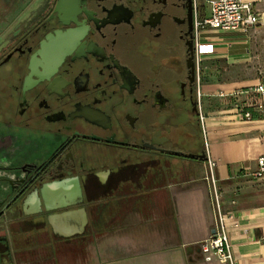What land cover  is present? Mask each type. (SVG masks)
<instances>
[{
    "label": "flooded vegetation",
    "instance_id": "flooded-vegetation-1",
    "mask_svg": "<svg viewBox=\"0 0 264 264\" xmlns=\"http://www.w3.org/2000/svg\"><path fill=\"white\" fill-rule=\"evenodd\" d=\"M206 13L204 0H30L1 13L0 264L17 232L63 242L47 206L156 185L165 158L208 162L194 58Z\"/></svg>",
    "mask_w": 264,
    "mask_h": 264
},
{
    "label": "crops",
    "instance_id": "crops-1",
    "mask_svg": "<svg viewBox=\"0 0 264 264\" xmlns=\"http://www.w3.org/2000/svg\"><path fill=\"white\" fill-rule=\"evenodd\" d=\"M253 1L255 8L264 6V0ZM16 2L0 0V15L8 12L11 16ZM2 27L0 20V31ZM229 39L230 33L213 35L217 58L227 63L247 61L246 44ZM234 46L244 50L232 52ZM248 90L237 93L253 92ZM204 108L211 167L208 162L165 158L171 166L158 176L156 185L117 191L109 203L94 208L47 206L45 211L52 212L47 227L62 233L63 242L55 243L37 232H17L13 235L18 252L10 262L1 264H229L216 256L207 261L199 247L216 221L206 178L211 172L223 210L235 214L236 225L229 228V234L236 264H264V203H240L229 194L237 181L251 178L248 173L256 169L258 157L264 154L263 140L253 135L257 127L253 123L259 120L242 119L239 114L216 115V110L205 104ZM223 112L231 113L226 109L218 113ZM72 192L68 185L67 193ZM58 209L63 211L55 212ZM40 211L30 208L25 214Z\"/></svg>",
    "mask_w": 264,
    "mask_h": 264
},
{
    "label": "built area",
    "instance_id": "built-area-1",
    "mask_svg": "<svg viewBox=\"0 0 264 264\" xmlns=\"http://www.w3.org/2000/svg\"><path fill=\"white\" fill-rule=\"evenodd\" d=\"M207 13L197 16L195 20L196 44L195 61L197 70L203 69L202 65L208 58L218 59L215 43L211 40L216 32L222 34L230 33L229 42H241L246 44V53L250 57V42L256 27L262 24L264 12L255 8L253 0H204ZM264 76H259L251 86L256 94L264 95ZM230 93H237L231 90ZM221 95H224L221 93ZM200 121L204 134L206 135L205 120L206 112L200 111ZM242 119L250 120V114L240 112ZM207 137V136H206ZM210 153V152H208ZM214 163L208 158V165ZM256 180L264 179V154L257 159V167L248 173ZM207 180L210 183V195L216 213V221L211 235L199 243L201 252L207 261L214 256L229 264H236L237 258L234 253L233 244L229 234V228L236 225L235 214L224 211L220 201L219 188L214 175L209 173Z\"/></svg>",
    "mask_w": 264,
    "mask_h": 264
},
{
    "label": "rangeland",
    "instance_id": "rangeland-1",
    "mask_svg": "<svg viewBox=\"0 0 264 264\" xmlns=\"http://www.w3.org/2000/svg\"><path fill=\"white\" fill-rule=\"evenodd\" d=\"M29 1L22 0L15 9L22 8ZM256 9L264 12V6ZM262 24L257 26L261 27L259 31L252 34L251 54L247 61L227 63L223 59L208 58L202 64L204 66L202 86L204 93L207 94L203 105L205 104L212 111L216 110V115H236L241 112L242 108L253 104H260V113L264 114V95L256 94L254 91L230 93L231 90L242 91L248 85L255 83L259 76H264V19ZM243 50V46L232 48V52ZM225 109L230 110L231 113H218ZM253 125H257L253 128V135L259 137L264 143V120H259ZM207 156L211 158L210 153ZM229 194L231 199H238L240 203L250 205L264 203V179L255 181L250 177H244L232 186Z\"/></svg>",
    "mask_w": 264,
    "mask_h": 264
},
{
    "label": "trees",
    "instance_id": "trees-1",
    "mask_svg": "<svg viewBox=\"0 0 264 264\" xmlns=\"http://www.w3.org/2000/svg\"><path fill=\"white\" fill-rule=\"evenodd\" d=\"M251 88V87H250ZM249 87H246L244 90L249 91ZM260 104H253L242 108V112L250 114V120H264V114L260 113Z\"/></svg>",
    "mask_w": 264,
    "mask_h": 264
},
{
    "label": "water",
    "instance_id": "water-1",
    "mask_svg": "<svg viewBox=\"0 0 264 264\" xmlns=\"http://www.w3.org/2000/svg\"><path fill=\"white\" fill-rule=\"evenodd\" d=\"M192 59H193V53H191V55H190L188 60H192ZM48 210H50V209L48 208Z\"/></svg>",
    "mask_w": 264,
    "mask_h": 264
}]
</instances>
